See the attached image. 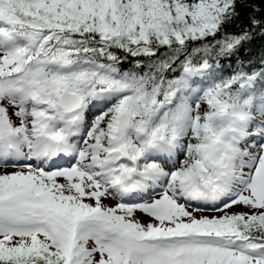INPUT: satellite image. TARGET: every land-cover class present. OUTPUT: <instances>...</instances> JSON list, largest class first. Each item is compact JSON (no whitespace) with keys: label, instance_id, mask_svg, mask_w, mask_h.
Returning <instances> with one entry per match:
<instances>
[{"label":"snow or ice","instance_id":"1","mask_svg":"<svg viewBox=\"0 0 264 264\" xmlns=\"http://www.w3.org/2000/svg\"><path fill=\"white\" fill-rule=\"evenodd\" d=\"M0 264H264V0H0Z\"/></svg>","mask_w":264,"mask_h":264},{"label":"trees","instance_id":"2","mask_svg":"<svg viewBox=\"0 0 264 264\" xmlns=\"http://www.w3.org/2000/svg\"><path fill=\"white\" fill-rule=\"evenodd\" d=\"M259 43H260L259 40H257V41L255 42V45H254V46H257V47H258V46H259Z\"/></svg>","mask_w":264,"mask_h":264}]
</instances>
